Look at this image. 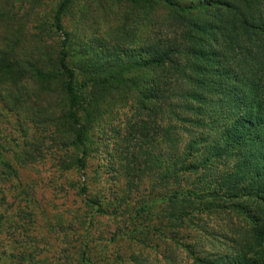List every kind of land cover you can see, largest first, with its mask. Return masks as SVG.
Here are the masks:
<instances>
[{"label":"rangeland","instance_id":"obj_1","mask_svg":"<svg viewBox=\"0 0 264 264\" xmlns=\"http://www.w3.org/2000/svg\"><path fill=\"white\" fill-rule=\"evenodd\" d=\"M73 1L81 143L63 0H0L33 29L0 37V264H264V28L228 9L149 36Z\"/></svg>","mask_w":264,"mask_h":264},{"label":"trees","instance_id":"obj_2","mask_svg":"<svg viewBox=\"0 0 264 264\" xmlns=\"http://www.w3.org/2000/svg\"><path fill=\"white\" fill-rule=\"evenodd\" d=\"M114 2L120 6V9L111 19L112 25L114 24L119 28H127L132 23L137 25L141 24V28L146 31V34L149 36H152V34L158 30L161 23L167 18L175 17L177 14L184 16L195 15L197 19L205 21V16H207V14L215 15V17L220 19L225 18L224 12L228 9L237 10L241 15V21L244 23L248 21L249 23H254L253 25L258 29L264 28V24L261 23L264 22V0H115ZM70 6H75L73 0H63L56 12L54 23L57 32L62 33L64 36L58 65L63 74L66 75V89H64L66 102L65 110L69 115V119L72 120L73 125L79 126L78 141L81 143L85 133V127L81 125L76 111V106L79 102V95L75 87L76 74L67 63L68 52L66 51V46L69 35L62 25V18ZM251 9L255 10L258 18L253 16ZM11 14L13 15L14 12L7 6L6 8L0 7V37H5V35L13 32L12 39H14V35H18L16 42H19L24 36L26 37L32 33L31 19L28 17V19L25 20L21 15L18 17H11ZM102 14H104V4H93L92 8L88 9L86 12L87 21ZM148 38L149 37H144V39ZM5 44L7 43H2L0 46L3 48ZM2 52L3 59L10 60L4 49ZM3 63H5V60ZM2 75L3 73L0 70V79ZM46 105L47 103L45 106ZM52 113V106L48 105L45 110V118L48 119L49 114L51 115ZM37 116L39 119L40 116L38 114ZM50 119L52 118L50 117ZM245 144L246 147H249L247 142H245ZM79 165L82 167L84 166L81 160H79ZM82 192H86L85 187L82 189ZM259 195L264 196V189L257 193V196Z\"/></svg>","mask_w":264,"mask_h":264}]
</instances>
